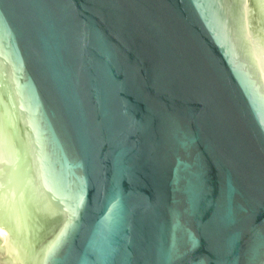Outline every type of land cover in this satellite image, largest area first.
Returning <instances> with one entry per match:
<instances>
[{"label":"water","instance_id":"1","mask_svg":"<svg viewBox=\"0 0 264 264\" xmlns=\"http://www.w3.org/2000/svg\"><path fill=\"white\" fill-rule=\"evenodd\" d=\"M253 35L264 0H0L2 263L264 264Z\"/></svg>","mask_w":264,"mask_h":264},{"label":"bare ground","instance_id":"2","mask_svg":"<svg viewBox=\"0 0 264 264\" xmlns=\"http://www.w3.org/2000/svg\"><path fill=\"white\" fill-rule=\"evenodd\" d=\"M257 39H258V37L256 36H254L253 35V44H254V46H255V48H256V51H257V53H258V55H259V57H260V60H261V62H262V64H263V66H264V58H263V56H262V54H261V51H260V49H259V47H258V45H257ZM9 232H7V230L6 229H4V228H2V227H0V236H1V239H3L4 240V247L5 248H2V249H4L5 250V252L7 253L6 255L8 256V258L7 259H9V261H11L12 263H16L18 260H20L17 256H15L11 251H10V249H9V247H8V244H7V238L9 237Z\"/></svg>","mask_w":264,"mask_h":264},{"label":"rangeland","instance_id":"3","mask_svg":"<svg viewBox=\"0 0 264 264\" xmlns=\"http://www.w3.org/2000/svg\"><path fill=\"white\" fill-rule=\"evenodd\" d=\"M7 253L5 252L4 249H0V264H4L2 263V259L4 258V256L6 255Z\"/></svg>","mask_w":264,"mask_h":264}]
</instances>
